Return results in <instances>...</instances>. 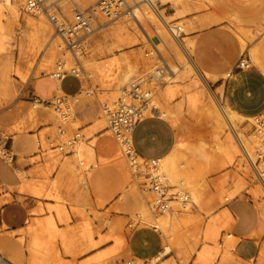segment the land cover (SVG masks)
I'll return each mask as SVG.
<instances>
[{"label": "rangeland", "instance_id": "1", "mask_svg": "<svg viewBox=\"0 0 264 264\" xmlns=\"http://www.w3.org/2000/svg\"><path fill=\"white\" fill-rule=\"evenodd\" d=\"M98 1L99 0H76L83 9L94 5ZM177 2V6H172V4L161 6V3L159 4L158 2L156 4L158 6V11L168 18V21L173 24H184V28L187 30V36L181 37L180 41H185V39L192 40L191 59L197 62L205 73H209L211 80L205 81L200 74H191L187 78H182V74L180 73H177L179 76L171 73L168 67L176 66L177 64H175L173 60V55H169L164 48H162V50L160 49L159 38L152 32L151 28L150 38L145 39L143 36L144 32H141L139 24L136 22L135 25L131 18L129 20L131 27L129 29L124 28L123 30V28H120L124 25L123 19L110 22L98 16V23L92 24V28L95 29L93 32L94 34H89L87 37L88 39L86 38L87 40L82 39L79 45L84 60L90 61V65L97 69V78L94 80L86 77L82 72L79 75L83 88L82 94L80 95L82 99L78 102V105L85 106L87 109L91 108V112L87 115L83 114L85 113V109L76 111L75 117H77V123H73L70 118L67 122L65 121L67 124H63L60 120L61 118L58 119L59 110L57 111V106L45 105L56 108L48 109H53L55 113H58L56 114V119L58 121L57 126H61L60 129L65 132V136L63 137L59 136L57 127L53 129L54 131L51 130V132L48 129L53 123V118L50 117L47 119L45 125H41L42 127L40 124H36L32 126L31 129L21 130L17 133L8 132L7 134V131L0 127V132L8 139L7 147H9L10 152L14 155V160L11 165L0 158V250H3L4 253H0V264H29V261L34 257L32 243L36 239V236L39 238V241L48 243L50 246L49 252H57L63 264H92L98 256L100 258L102 255L108 256L112 254L115 244L112 240L105 241L108 236L105 224L116 219H119L123 224V233L126 237V244L129 251L128 257L130 258L129 259L127 256L122 260L118 258L119 261L117 260V263L127 264V262H132V259H137L140 261L139 264H198V251L203 248V244L200 240L197 241L196 246L192 247L190 245L189 250H192L191 252L187 248L189 245L178 250L176 246H171L163 240L159 232H155L154 229L140 222H135L134 216L141 210L142 204H144V207L146 205L150 206V212L153 213L154 216L158 215L152 210L151 195L149 194L147 196L145 194V192H148L144 186V184L147 183L145 180L146 171L138 175L141 179L137 181L139 184L136 185L132 182V184L124 183L121 175L123 171L117 169L115 162L123 161L127 166V159L124 157L125 155L121 146V150L118 149L120 144L115 140L113 134L108 129V122L103 119L104 127H101L99 121V118L103 117L104 110V105L99 103L98 100L99 93L105 95L110 93V87L107 85L113 84L116 81V70L110 69L109 65L122 53L130 56V58L136 62L141 59H149V57L152 56V60H154L153 65L159 66V70L164 73L160 76L161 78L158 79L157 85L154 84L152 80L153 85H151V87L155 88V91L154 93L152 92V98L149 104H151L152 101H156L163 90L167 93L164 94L165 96L161 100V103H166L167 100V103L163 105H167L168 108L166 107V109H169L168 111L172 113H170V115L173 121L175 119L177 128H173V126L170 125L174 130L175 143L178 142V140L193 144L211 143L212 147L210 144L208 146L213 149L216 146L215 144L220 145L225 139H229L233 145H236L235 138H231L227 128H225L226 133L219 135L220 139L218 136L216 141L214 138L215 133L213 132L216 126L213 122L207 123L208 120L202 117L201 113L205 111L209 104L211 106L214 102L222 106L223 100L231 109H238L242 112L251 113L253 116L250 117L259 116L264 113V110H262L264 109V106H262V104H264V76H261L256 68L250 64V70H235L229 79L225 77V74L234 68L239 58L245 57L248 60L249 49L258 48L261 53V60L264 61V0H177ZM20 12H22V14H20L21 19L19 17V20L16 22L13 21L9 14H6L7 16L1 19V21L3 20L1 22L2 26L3 24L5 25L3 27L6 28V34L0 35V68L8 66L11 72L8 75L9 86L7 85L5 88L0 89V96L2 99L7 100V106L10 108L24 107L29 110L36 101L34 98H31L30 92L26 94L27 86L30 82L34 81L35 78L51 79V74L54 73L56 66H62V63L60 60H55L51 66L44 65L40 59L42 55H40V51L38 49V51L33 49L28 39L25 40V38L29 36V33L31 35L33 32V29L27 26L26 22L27 20L35 19L36 15H26L23 10ZM154 15L155 14L150 12L148 16L153 17ZM219 19L222 20L218 22L217 20ZM213 21L217 22L213 23ZM19 22L24 30L23 35L16 32ZM45 23H47V21H45ZM46 25L48 26L49 33L52 34L51 26H49L48 23ZM99 25H102L101 28H98ZM144 25L147 26V23L144 22ZM238 28L246 32L247 37H244L246 39H242L244 35H241V37L239 36L240 33H238ZM242 40L246 41L243 42ZM114 43L121 47L112 48ZM157 47H159L158 50H160L158 53L156 50ZM200 57L203 58V63L210 67V70H207L209 68L206 69V67L199 62ZM221 67H224V69L220 70ZM16 70L23 75V79L15 73ZM147 77V75L142 77L140 81L145 80ZM51 81L56 83L53 79H51ZM65 85L66 91L74 89L72 82ZM219 86H222L221 89H218ZM21 88H23L22 91H20ZM86 94H88V97H85ZM53 98H56V100L64 99V104L70 105V99L59 93H55L51 98L43 99L42 101L53 103ZM190 98L195 99L196 102L191 110L187 106V101ZM90 99L96 100L99 104L95 101L91 102ZM59 108L63 109V106H59ZM70 115L72 116L71 113L69 117ZM60 117H62L61 114ZM261 120H264V117H261ZM255 121L251 124L246 120L242 121L238 125L237 132L245 136L247 135L246 137L253 135V125ZM168 123L170 124V122ZM38 131L40 134H38V138H36ZM76 133L80 135V139L85 138L86 143L90 146L98 143L100 138L109 136L110 139L116 143V149H118L119 154L118 161L109 159L104 166H97L91 171H84V169H82V179L80 178L81 181L78 180L76 183H73L71 180L69 181V175L60 174L58 169L52 172L50 168L44 167L43 158H39L41 155L42 157L56 155L58 157L60 156L59 158L61 160L70 156V149L67 150L69 154L66 156L60 154L55 147L65 143L67 139L71 138ZM30 134L32 135L31 139L34 145V152L32 154L29 151L21 150V145L25 141L30 140ZM50 134L52 136H50ZM43 140L50 145L48 146L49 149L42 154L39 152L38 146H42ZM213 141L216 142L214 143ZM210 148L209 150H211ZM250 154H252L251 151ZM234 156H237V159H234V164L231 167L224 169L218 168L215 170L211 168V173L209 171L205 179L210 184L224 181V189L230 190V187H232L230 177L236 174L238 171L237 168H239L238 165L241 166L244 164L245 166L243 165L239 168H248L246 174L243 169L240 171L244 184L243 190L234 198L247 197L258 207L260 200H254L253 197L247 194V191L255 190V188L258 187V181L253 172L249 169V166H247L248 162L244 160L239 147L238 153ZM238 162L242 163L239 164ZM146 165V167L149 166V164ZM197 168L198 166H194L192 170L197 172ZM36 169L38 170L36 171ZM20 172L25 175L24 177L26 179L22 180ZM242 173H244V175ZM3 175H7V178ZM58 175L60 176L59 180H57L59 177ZM64 179H67L73 184H69V182ZM61 180L63 183L66 181L67 184L66 182L64 184L61 182L60 184ZM82 182H85V184H82ZM23 183L33 185L35 189L41 192L42 197L40 196L37 198L31 196L29 193L21 192L20 190ZM69 189H71V191ZM211 189H213L212 186ZM77 190L80 193L83 191L81 193L84 195L82 198H80V193V196L77 194ZM51 194L54 196L58 195L59 199L49 197ZM69 196L73 198L71 199ZM100 196H103L102 201L97 200ZM68 198L72 201L68 200ZM76 198H79L81 201H79V199L76 200ZM76 202H79V204ZM228 202H224V206H226ZM223 207L216 208L214 210L215 213L217 214L220 212ZM6 208L9 209V219L17 222L24 216V224L18 226L19 228L16 232H11V228L3 221L5 218L4 210ZM57 211H62L64 217L59 218V216L56 215L57 213H55ZM78 212L79 214L81 213V215H78ZM178 214H180L178 215L179 220L186 219L185 214ZM190 215L195 216L196 211L193 210ZM48 220L53 222L54 231L51 233H44L42 232V227ZM209 220L210 218L200 217V223L204 227L208 224ZM80 225L81 228L84 227L83 229L89 231V235L91 236L87 245L83 244L77 234L73 232L75 227ZM33 228H35V230ZM141 231L150 232L160 240L161 250L159 256L161 257L158 256L159 262H155L154 257L142 260L131 254L128 244L131 238ZM66 236L73 239L74 246L70 248V250L72 249L74 254L65 253L68 249L62 245L61 237ZM216 243L218 244L210 243L209 245L211 247H217L218 250L212 264H241L233 255L232 245L228 242V232H220ZM257 244L259 247L264 244V233H262L259 240H257ZM162 248L166 250L162 251ZM45 259L46 257L38 254L36 263L38 262V264H40L39 262L41 261V264H43L45 263ZM151 259L153 262L149 261ZM93 260L94 262H92ZM255 264H257L256 261Z\"/></svg>", "mask_w": 264, "mask_h": 264}, {"label": "bare ground", "instance_id": "2", "mask_svg": "<svg viewBox=\"0 0 264 264\" xmlns=\"http://www.w3.org/2000/svg\"><path fill=\"white\" fill-rule=\"evenodd\" d=\"M154 1L156 3L158 2L159 4L161 3V6H166L169 4L170 5L172 4V6H177L178 4L177 0H154ZM22 3H23V0H0V35L6 34L5 33L6 28L3 27L5 25L3 24L2 26L1 22L3 20L1 21V19L6 17L7 16L6 14L11 15V18L13 19L14 22L19 20V17L21 19L20 14H22V12L20 11L22 10L24 11V4ZM60 6H61L63 16L67 20L70 21L71 20L70 7L67 4L66 0H60ZM24 13L26 15H30V14H27L25 11ZM149 14H150V11L148 7L140 3L134 9L135 17L129 16V15H122L116 20L123 19L124 25L120 27V28H123V30L124 28L129 29L131 27L129 23L130 18L133 20L135 25H136V22L138 21L140 24L139 26L141 28L139 29L141 30L142 33L143 32L145 33V34L143 33V36L145 37V39L150 38V28H151L152 32L156 34L157 37L159 38L160 49L162 50V48H164L169 53V55L170 54L173 55L172 56L173 60L175 64L177 65L168 67L171 73L175 75H178L180 73L182 74V78H187L191 74H195V75L199 74L198 70L196 69V67L194 66L191 60L192 40L185 39V41H180L181 37L187 36L186 34L187 30H185L184 24L183 23L173 24L170 21H168V18H166L160 12L157 13V17L156 15H154L155 17L148 16ZM34 15H36L35 19L27 20L26 22V25L30 26L33 29V32L31 33V35L29 33V36L27 37L25 36L26 37L25 40L28 39V42L32 45L31 47H33V49H36V50L38 49L40 51V55L42 54L40 56V59L44 63V65L51 66L55 60H60L62 63V68H64L63 70L66 72H70L72 69H77V65H79L78 68L80 69L82 73L86 75V77L92 80L97 78L96 67L91 66L90 61H85L83 56L81 55V52L77 53L78 63L76 64L73 59L72 54L68 50L66 49L64 50V47L62 46L61 42L58 41L59 38L57 34L53 31L52 27H51V30L53 33L52 34L49 33L48 26L46 25L47 23L49 24V22L47 21L45 15L41 12L34 14ZM45 21H47V23H45ZM217 21L219 22L220 20H217ZM217 21H213V23H216ZM144 22L147 23V26L144 25ZM49 26L51 25L49 24ZM101 26L102 25H99L98 28H101ZM16 30H17L16 32L20 33V35L24 34V30L20 22L18 23ZM94 30L95 29H92V31L89 34H94L93 33ZM244 32L238 29V33H240L239 36L241 37V35H244L242 38L243 40L246 39L244 38L246 36V32L245 33ZM89 34H87L83 39L87 40L88 39L87 37ZM110 36H113V35H110ZM114 47L120 48L121 46L114 43L112 48ZM159 47L156 48L157 53L160 51L158 50ZM248 55L251 59V62L259 70L264 72V65H262V63L259 60L257 50L250 49L248 51ZM152 59H153L152 56H150L149 59H141L136 62V61H133L130 58V56H127L125 53H122L119 57H117L114 61H112L109 67L110 69L116 70V81L113 84L107 85L110 87L109 94L105 95L103 93H99V96H98L99 103H102L104 107L107 108L109 111H113L116 108L119 100L123 97V93L126 87L129 84H136V82L140 81L141 78L145 77L146 75L148 77L145 80H142V82H144L146 86H149L151 91L154 93L155 88L151 87V85H153L152 80H153V83L157 85L158 79L161 78L160 76H162L164 73L159 70L160 69L159 66L156 65L157 66L156 67L155 65H153L154 60ZM15 73L20 78L22 79L24 78L23 75L18 70H16ZM51 79L55 81H61V80L55 79L52 74H51ZM164 94H167V93L163 90V92L159 95L156 101H152V103L149 104L148 108L145 111V117L159 116L167 120L168 122H170V125L173 126V128L174 127L177 128L175 119L173 121L170 115L171 112L168 111L169 109L168 110L166 109L167 105L166 106L163 105L167 103V100H166V103H161V100L165 96ZM86 96H88V94H86L85 97ZM46 103H49L50 105H56L57 101H56V98H53V103L48 102V101L34 102L33 107L27 110L28 120L30 122L29 121H26V122H28L30 125L24 126V125H20L18 122V124H16L14 127L12 128L10 127L9 129H7L6 133L7 134L8 132L17 133V132H20L21 130L23 131L25 129H31V127L36 124H40V126L45 125L49 117L53 118L52 126L50 125L51 127L49 126L48 128L50 132L51 130L54 131L53 129H56L55 127H57V130L61 128V126H57L58 121L56 119V116H57L56 114L58 113H55L53 109H48V108H55V107L45 106ZM195 103H196L195 99L190 98L187 101L188 108L191 110L195 106ZM73 105H74V99L70 100V105H65L68 109L67 119L71 118L73 123H77L76 121L73 120ZM179 107H182V106H179ZM57 108H58L57 111L61 110L59 107ZM58 112H59L58 119L61 118L60 119L61 122H63V124H67L65 122V119L60 117V114H61L60 111ZM70 113L72 114V116L70 115L69 117ZM201 114L204 119L208 120L207 123L213 122L214 125L216 126L215 131H213L215 133L214 134L215 139L218 138L219 135L225 134L226 133L225 128H227V130H229V134L231 138H235L236 145H233L229 141V139H225V141L222 144L220 145L215 144L216 146L212 149L208 146L209 144L211 146V143L193 144V143L178 140V142L175 143L174 149L166 158L162 160L154 161L153 165H151L150 164L151 162L142 161L137 156L133 159L128 158L126 156V149H124V147L120 144L118 146L119 147L118 149H120V146H121L123 153L125 155L124 157H126L127 159V166H126L123 161L117 160L119 159L118 157L119 154H118V149H116V145H115L116 143H114V141L110 139V137L108 136L107 137L108 139H106L104 142L101 140L98 143H95L94 145L92 144L93 146H90L88 143H86L85 138L79 139L77 142H75V144L72 147L69 148L70 154L69 153L68 154L70 156L65 158L64 160L63 159L61 160L59 158L60 156L58 157L56 155L48 156V157H42L41 155L39 156V158L40 159L43 158L44 167L50 168L52 172L58 169L60 174L69 175L68 176L70 177L69 181L71 180L73 181V183L74 182L76 183L78 180H80V178L82 179V177H80V173L78 170L79 164L83 166L84 171H91L93 170V168H96L97 166H104L108 162L109 159L118 161L117 163L115 162V166L117 167V169H120L121 171H123V175H124V178L127 184L131 182L135 183L136 185L139 184L137 181L138 180L140 181L141 179H140V176L138 175L142 174L144 171H146L145 174L157 176L163 184H165L166 186L170 188L171 192L174 193L178 191V192H182L186 194L187 200L183 202L182 199L180 198L173 199L170 203V210L165 212L164 214H158L157 216H154L153 213L150 212L151 211L150 206L146 205L143 211L137 217L134 218L135 222L137 223L140 222L154 229L156 232H159L163 240H165L171 246H176L178 250L185 248L187 245H189V247H187L189 250L190 245L192 247L196 246L197 241L200 240V242L203 244L202 245L203 248L200 251H198L199 253H198L197 263L198 264H212L215 260L218 250H217V247H213V246L211 247L209 245L210 243L218 244L216 242L218 241L219 233L222 231H228L231 225V217L227 213V211L223 210L216 214L214 210L218 207H223L225 205L224 202H228L229 200L234 199V197L243 190L244 184H243V179L241 177L240 171H242L243 169L244 173L246 174V172L248 171V168L242 167V169H239L244 164H242L241 166L238 165L239 167L237 168L238 171L236 172L235 175L230 177L231 182H232V187H230V190L224 189V183H225L224 181L210 184L209 182L206 181L205 176L209 173L211 168L215 170L218 168L224 169V168L231 167L234 164V159H237L236 158L237 156H234V155L238 153V147L241 149L244 160H247L248 162L247 166H249V169L253 172L254 176L256 177V180L258 181V187L255 188V190L247 191V194L253 197L254 200H260V202L258 203V209H259V214H260V224H259L257 236L261 237L262 233H264V159H262L259 162H255V160L252 158V154H250V151L252 153L255 147L257 146V143H258L257 139L254 137V135H250L249 137H246L247 135L245 136L244 134L237 132L238 125L242 121H245V120L232 114L224 104L222 106H219L215 102L212 103L211 106L209 104V106L206 107L205 111ZM99 119H100L99 121H100L101 127H104L103 119H105L106 121L108 120L104 111H103V117H100ZM256 119L258 118L249 119L246 121H248L251 124ZM38 132H37V138H38V134H40V132L39 133ZM50 136L52 135L50 134ZM63 136H65V134L64 135L62 134L60 137H63ZM219 139H220V136H219ZM129 141L130 139L128 140L127 145H129L130 143ZM216 141H213V142L215 143ZM49 145L50 144L48 142L43 140L42 146L41 145L38 146L39 152L43 154L47 149H49L48 147ZM209 148L211 150H209ZM243 150H245L247 154L253 159L252 163H250L248 159L245 157ZM146 164H149V166L146 167L147 166ZM194 166H198L197 172H194L192 170ZM37 170L38 169H36V171ZM46 171L48 172L47 169ZM244 173L242 174L244 175ZM24 176L25 175L23 173L20 174V177L22 178V180L26 179ZM60 176L58 177L57 180L60 179ZM64 180H67V179H64ZM61 182L62 180L60 181V184ZM71 183L69 182V184ZM211 186L213 187V189H211ZM71 189L69 190L71 191ZM20 191L24 193H29L31 196H34L37 198L41 196V192L35 189V187L29 183H23ZM79 193L80 192L78 191L77 194L79 195ZM145 194L147 196L149 195L148 192L147 193L145 192ZM82 196L84 195L81 194L80 198H82ZM49 197H52L54 199H59L58 195L54 196L51 194ZM72 198L73 197H71V199ZM78 199L76 198V200ZM68 200L70 199L68 198ZM79 201L81 200L79 199ZM77 204H79V202ZM193 210L196 211L195 216L190 215L192 214ZM55 213H57L56 215H58L59 218L64 217V214L62 211H57ZM178 213H181V215L185 214L186 219L179 220L178 215L180 214ZM78 215H81V213L79 214L78 212ZM200 217L210 218V220L208 221V224L205 227L202 226V224L200 223ZM105 225H106L107 233H108L107 239H105V241L107 240L113 241V243L115 244L113 252L112 254H109V255L107 254L108 256L104 254L106 257L102 255V257L100 256L99 258L98 256V258L95 259V262L93 260L92 262L94 263L92 262L91 263L92 264H119V262L117 263L118 258L122 260L124 259V257L125 258L126 256L128 257V254H129L127 244H126V237H125V234L123 233V226H122L123 224L121 223L119 219L118 220L116 219L114 221L108 222ZM83 228H81V225H80L78 227H75L73 232L77 234L78 238L81 240L83 244L87 245L91 239L90 238L91 236L89 235V231ZM33 229L35 230V228ZM53 231H54V224L51 220H48L46 224L43 225L42 232L51 233ZM61 241H62V245L66 249H68L65 253L74 254L72 249L70 250V248H73L74 246L73 239L68 238L66 236V237H61ZM32 244H33L32 248L34 252L33 253L34 257L29 261V264H38V262L36 263V257L38 256V254H41L42 256L46 257L45 263L43 264H49V262L50 264H63L60 261L56 251L49 252L50 246L48 245V243L39 241V238L36 236V239L34 240ZM215 244H212V245H215ZM165 250L166 249L163 250L162 248V251H165ZM189 251L191 252L192 250H189ZM159 255L160 253L154 257L155 262H159V259H158ZM149 261L153 262L152 259ZM256 262L257 264H264V244L260 246V252H259ZM39 263L41 264V261ZM139 263L140 261L137 259H132V262H127V264H139Z\"/></svg>", "mask_w": 264, "mask_h": 264}, {"label": "crops", "instance_id": "3", "mask_svg": "<svg viewBox=\"0 0 264 264\" xmlns=\"http://www.w3.org/2000/svg\"><path fill=\"white\" fill-rule=\"evenodd\" d=\"M219 20L221 21L222 19ZM253 49L257 50L259 60L262 63V65H264V61L261 60L260 50L258 48H253ZM191 56H192V52H191ZM240 59L241 58L237 60L236 64L234 65V68L229 72L233 74L235 70L238 71L236 66ZM248 61L254 68L257 69V71L260 73L261 76H264V72L259 70L251 62L249 55H248ZM192 62L196 67V69L198 70L199 74L204 78L205 81L211 80L209 73L207 72L205 73V71L202 70V68L197 62H194L193 60ZM199 62L203 64V66L206 67V69L209 68L207 70H210V67H208L203 63L202 57L199 58ZM223 69L224 67L220 68V70ZM10 70L11 69L8 66L0 68V89L5 88L7 85L9 86L8 75L11 72ZM226 75L227 73L225 74V77ZM69 82H72L74 89H72L71 91H66L65 84H68ZM221 87L222 86H219V88ZM82 88L83 86H81V82L73 76H66L61 81H56V83L51 81V79L49 78L46 79L35 78L34 81L30 82V84L27 86L26 94L30 92L31 98H34L35 101H41V102H43L42 101L43 99L51 98L55 93L62 94L64 97L70 100L74 99L73 120L77 122L78 121L77 117H75L76 111L85 109L84 111L85 113L83 114H87V115L89 114V112H91L90 111L91 108L87 109L85 106L78 105V102L82 99V97H80V95L82 94ZM22 90L23 88H21L20 91ZM93 101L99 104L96 100L92 99L91 102ZM222 102L232 114L244 120L255 119L264 116V113H262L259 116L250 117L253 116L251 113L242 112L238 109H231L225 103V101L222 100ZM7 103H8L7 100L2 99L0 96V127L7 130L10 127L11 128L14 127L16 124H18V122L20 125H24V126L30 125L28 122H26L29 121L28 112H27L28 108H24V107L10 108L7 106ZM262 106H264V104H262ZM24 117L27 119H25ZM163 120L165 119L159 116L145 117V119L142 122H140L133 130L129 144L131 145L136 156L140 158L142 161L151 162V161L162 160L166 158L174 149L175 146L174 130L170 126V124L166 122L167 120L166 121ZM29 137L30 140L25 141L21 145V150L29 151L32 154L34 152L33 140L31 139L32 135L30 134ZM106 139L108 138L107 137L100 138V141L102 140L104 142ZM82 169H84L83 166L79 164L78 170L80 173V177H82L81 174ZM121 175L124 183H126L122 173ZM3 176L7 178V175H3ZM83 184H85V182H83ZM97 200L102 201L103 196L98 197ZM141 207H142L141 210L134 216V218L137 217L143 211L144 204H142ZM257 208L258 207L255 206L254 202L251 199L247 197H240V198L231 199V201H229L227 205L224 206L221 210V211L223 210L227 211V213L231 217V225L228 231L225 232H228V242L232 245L233 255L236 257L238 261H240L241 264H250V263L255 264V261H257L260 252V247L257 244V240H259L260 238L257 236L259 224H260V214H259V209ZM4 211H5L4 212L5 218L3 219L4 223L11 228V232H16L19 228L18 226H22V224H24V216L20 218L19 221L16 222L12 219H9L8 208H6ZM128 245L131 254L134 257L142 260H147L155 257L161 250L160 240H158L155 237V235H153L152 233L145 231H141L136 235H134V237L131 238ZM0 253L4 254L3 250H0Z\"/></svg>", "mask_w": 264, "mask_h": 264}, {"label": "built area", "instance_id": "4", "mask_svg": "<svg viewBox=\"0 0 264 264\" xmlns=\"http://www.w3.org/2000/svg\"><path fill=\"white\" fill-rule=\"evenodd\" d=\"M66 2L70 7L71 21H68L63 16L60 0H23L24 11L27 14L34 15L41 12L45 15L62 46L72 54L76 64L78 63L77 53L80 52V42L92 31V24L98 23V16L110 22L115 21L122 15L135 17L134 9L140 3L146 5L149 11L155 15L159 12L154 0H99L94 5L84 9L79 6L76 0H66ZM78 67L79 65H77V69L66 72L61 65H57L52 75L57 80H62L66 76H73L80 81L79 75L81 71ZM236 68L241 71H247L251 69V65L245 57H242ZM231 75L232 73L228 72L226 79H229ZM151 97L152 91L149 86H146L142 81H138L136 84H129L126 87L123 97L119 100L113 111H109L104 107L103 111L108 119V129L113 134L115 140L126 149V156L130 159L135 158L136 154L131 145H127V142L135 127L145 119V111L149 106ZM56 101L57 107L63 105V109L59 111L62 118L67 122L68 109L64 104V99ZM48 104L46 103L45 105ZM58 133L60 136L65 134L60 128L58 129ZM253 135L258 143L252 152V158L255 162H259L264 159V120H261V118L256 119L253 125ZM79 139L80 135L76 133L67 139L65 143L57 145L55 149L60 154L68 155L67 150ZM7 142L8 139L0 132V158L11 165L14 155L10 152L9 147H7ZM243 151L245 157L252 163L253 159L245 150ZM153 162L151 161L150 164L153 165ZM145 180L147 183L144 186L152 197L151 207L156 214H164L169 211L170 203L173 199L180 198L183 202L187 200L186 194L178 191L172 193L170 188L163 184L157 176L145 174Z\"/></svg>", "mask_w": 264, "mask_h": 264}]
</instances>
